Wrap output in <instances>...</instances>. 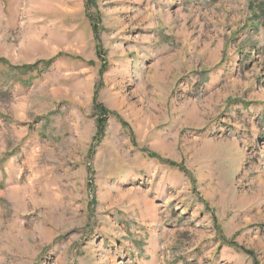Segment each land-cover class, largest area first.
Returning <instances> with one entry per match:
<instances>
[{"label":"rangeland","instance_id":"374dc122","mask_svg":"<svg viewBox=\"0 0 264 264\" xmlns=\"http://www.w3.org/2000/svg\"><path fill=\"white\" fill-rule=\"evenodd\" d=\"M0 264H264V0H0Z\"/></svg>","mask_w":264,"mask_h":264},{"label":"trees","instance_id":"16d2710c","mask_svg":"<svg viewBox=\"0 0 264 264\" xmlns=\"http://www.w3.org/2000/svg\"><path fill=\"white\" fill-rule=\"evenodd\" d=\"M95 30H96V28H95ZM98 109L101 110V117H100V120H99V126H102V125H104V123L106 121V117L108 115V112L106 111V109L103 108V106L98 107Z\"/></svg>","mask_w":264,"mask_h":264}]
</instances>
